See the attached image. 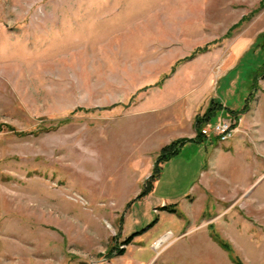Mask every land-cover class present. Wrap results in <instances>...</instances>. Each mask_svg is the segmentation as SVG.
Segmentation results:
<instances>
[{
	"label": "rangeland",
	"instance_id": "374dc122",
	"mask_svg": "<svg viewBox=\"0 0 264 264\" xmlns=\"http://www.w3.org/2000/svg\"><path fill=\"white\" fill-rule=\"evenodd\" d=\"M231 255L264 264V0H0V264Z\"/></svg>",
	"mask_w": 264,
	"mask_h": 264
},
{
	"label": "trees",
	"instance_id": "16d2710c",
	"mask_svg": "<svg viewBox=\"0 0 264 264\" xmlns=\"http://www.w3.org/2000/svg\"><path fill=\"white\" fill-rule=\"evenodd\" d=\"M203 51H206V49L205 50H202L201 52H203ZM209 117L210 116V113L208 114V113H206L205 115H203L202 116V118H200L199 120L200 121H206V117ZM199 121V122H200ZM203 127V125H200L199 126V128H197V137L194 139L195 141H202L203 139H205V137L201 134V128ZM183 141H185V140H183ZM173 143V142H172ZM177 151H178V149L176 150V152H174V154L173 155H175V154H177ZM172 153V152H171ZM172 155V156H173ZM171 157V156H170ZM170 157H168L167 159H169ZM147 191V190H146ZM146 191H142V193H141V195H144V194H146ZM162 209L163 210H166V211H168V212H172V213H174V212H176V210L175 209H171V208H168V207H162ZM210 236L213 238V239H215L216 240V242L224 249V250H226V251H228V252H230L231 253V248H230V246L228 245V243H226L224 240H222L220 237H218V235L217 234H215L214 232H212V233H210ZM132 237H133V235H131V236H129L127 239H125L124 241H123V245H127L129 242H130V240L132 239ZM114 248H117V246H115ZM123 252H124V249L122 248L121 250H120V254H123ZM109 254H111L110 252H109ZM231 260H232V262H234V264H242L241 262H240V260L237 258V257H235V256H233V255H231Z\"/></svg>",
	"mask_w": 264,
	"mask_h": 264
},
{
	"label": "built area",
	"instance_id": "2783aa9c",
	"mask_svg": "<svg viewBox=\"0 0 264 264\" xmlns=\"http://www.w3.org/2000/svg\"><path fill=\"white\" fill-rule=\"evenodd\" d=\"M232 122V121H230ZM232 123H219L217 125H211L210 127L204 126L201 128V134L207 139H210V131L209 128L214 129L216 132L217 138L219 141L224 142L230 139L232 133H231V126Z\"/></svg>",
	"mask_w": 264,
	"mask_h": 264
},
{
	"label": "bare ground",
	"instance_id": "6f19581e",
	"mask_svg": "<svg viewBox=\"0 0 264 264\" xmlns=\"http://www.w3.org/2000/svg\"><path fill=\"white\" fill-rule=\"evenodd\" d=\"M172 236V233L170 231L166 232V234H164L161 238V240L159 241V243H163L166 242L167 239H169ZM158 243V242H157ZM157 245V244H156Z\"/></svg>",
	"mask_w": 264,
	"mask_h": 264
}]
</instances>
